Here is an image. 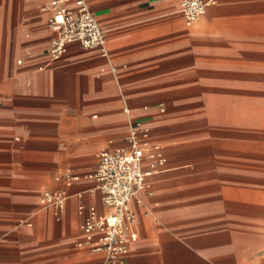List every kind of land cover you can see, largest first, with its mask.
<instances>
[{"label": "crops", "instance_id": "0c3cea01", "mask_svg": "<svg viewBox=\"0 0 264 264\" xmlns=\"http://www.w3.org/2000/svg\"><path fill=\"white\" fill-rule=\"evenodd\" d=\"M47 1L0 0V264L105 262L79 245L91 208L107 211L89 175L134 122L166 161L131 200L123 264H261L264 0H207L192 25L181 0H87L107 55L72 42L56 59ZM210 98L233 117L194 137L186 115ZM68 170L80 179H57ZM55 189L62 210L41 202Z\"/></svg>", "mask_w": 264, "mask_h": 264}, {"label": "built area", "instance_id": "2783aa9c", "mask_svg": "<svg viewBox=\"0 0 264 264\" xmlns=\"http://www.w3.org/2000/svg\"><path fill=\"white\" fill-rule=\"evenodd\" d=\"M208 5L207 0H181L180 11L187 25H192L203 16ZM42 11L48 13L49 26L55 31L48 49L51 58L56 59L66 53L72 42L79 43L85 49L99 48L107 55L106 31L87 0H48L42 6ZM125 110L129 112L128 107ZM126 141L127 147L103 151L97 169L89 175L95 179L107 211L99 213L96 207L91 208V217L82 225L85 237L79 245L105 253L103 264H123V257L138 237L132 229L138 218L131 208V200L147 187V178L157 173L166 161L149 146V131L141 122L132 124ZM146 158L150 159L148 163L145 162ZM61 178L67 184L80 179L69 170L57 176V179ZM68 197L66 189L47 190L41 202L62 210Z\"/></svg>", "mask_w": 264, "mask_h": 264}, {"label": "rangeland", "instance_id": "374dc122", "mask_svg": "<svg viewBox=\"0 0 264 264\" xmlns=\"http://www.w3.org/2000/svg\"><path fill=\"white\" fill-rule=\"evenodd\" d=\"M228 99H205V102L201 107H197L193 110L192 113L187 114L188 118L193 117L195 119V125L192 126L194 130H191V133L194 137L197 138H204L207 135H214L216 132V123H225L227 122L230 117H233L231 114L227 113H216L214 110L216 109L217 105H226ZM252 102L257 105L258 99H252ZM239 117L245 116L248 122H258L259 114L258 113H250V114H240L237 115ZM264 264V260L261 262Z\"/></svg>", "mask_w": 264, "mask_h": 264}]
</instances>
